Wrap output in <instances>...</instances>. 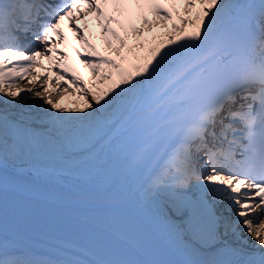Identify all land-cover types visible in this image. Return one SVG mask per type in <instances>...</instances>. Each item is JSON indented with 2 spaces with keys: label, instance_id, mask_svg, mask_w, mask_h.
Here are the masks:
<instances>
[{
  "label": "snow or ice",
  "instance_id": "6c2138e0",
  "mask_svg": "<svg viewBox=\"0 0 264 264\" xmlns=\"http://www.w3.org/2000/svg\"><path fill=\"white\" fill-rule=\"evenodd\" d=\"M33 181L108 223L26 247ZM0 264H264V0H0Z\"/></svg>",
  "mask_w": 264,
  "mask_h": 264
},
{
  "label": "bare ground",
  "instance_id": "6f19581e",
  "mask_svg": "<svg viewBox=\"0 0 264 264\" xmlns=\"http://www.w3.org/2000/svg\"><path fill=\"white\" fill-rule=\"evenodd\" d=\"M66 31L68 33L69 39L72 40L73 43L75 44L76 42L73 38L71 31L68 28H66ZM73 59L75 60L74 56H73ZM75 63H76V66L78 67V69L80 71V74L84 75L87 78L89 76V73L87 72V70L84 69L83 66L79 64L78 61H75ZM44 64H45V66H47L48 61L45 60ZM44 70L45 69H40V68L36 69V71H38V72L44 71ZM54 71H56V69H53V72ZM27 79L28 78L26 77L25 80L19 81L17 86L18 87H30V85H28L26 83ZM30 103H42V101L39 98L33 97L30 100ZM62 179L69 180V178H67V177L62 178ZM33 183L36 185V187L30 194H33L35 196L44 197V198H51V199L59 201V202H67V203L78 202L70 196V194H69L70 189L65 184L50 183V182L44 183V182H40V181H33ZM79 184H80V181L72 180L71 181V188L75 189L76 187L79 186ZM127 211H128V213L134 214L136 216L144 215V213L137 207H130ZM8 224H9V227H14L9 222H8ZM15 229L24 230L23 228H20V227H16ZM40 238L43 240H47V241H54L50 237H40ZM57 238L59 241H54V243H56V244H61L64 241H72V239L68 238V237L66 238L63 236H60V237L57 236ZM31 248L36 250L37 246L35 244H31Z\"/></svg>",
  "mask_w": 264,
  "mask_h": 264
}]
</instances>
